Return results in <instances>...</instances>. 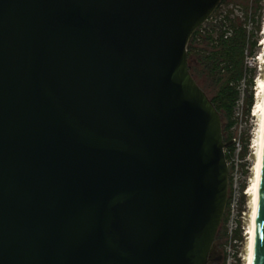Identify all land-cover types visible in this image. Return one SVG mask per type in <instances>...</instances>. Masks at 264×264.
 I'll list each match as a JSON object with an SVG mask.
<instances>
[{
    "label": "water",
    "instance_id": "obj_1",
    "mask_svg": "<svg viewBox=\"0 0 264 264\" xmlns=\"http://www.w3.org/2000/svg\"><path fill=\"white\" fill-rule=\"evenodd\" d=\"M221 2L0 0V264H209L233 141L188 45Z\"/></svg>",
    "mask_w": 264,
    "mask_h": 264
},
{
    "label": "rangeland",
    "instance_id": "obj_2",
    "mask_svg": "<svg viewBox=\"0 0 264 264\" xmlns=\"http://www.w3.org/2000/svg\"><path fill=\"white\" fill-rule=\"evenodd\" d=\"M223 4L211 22H215L225 15L240 21L247 28L251 39L257 42L254 55L250 52L246 59V79L239 86L240 100L229 120L221 114L223 136L229 165V197L222 226L211 251L209 264H247L251 215L252 192L251 187L256 175L258 158V140L261 117L256 107L258 81L264 79V0H222ZM253 79L251 88L248 81ZM206 93L212 97L218 92L207 76L198 79ZM253 95V105L248 113L249 98ZM232 125V126H230ZM227 158V157H226Z\"/></svg>",
    "mask_w": 264,
    "mask_h": 264
},
{
    "label": "trees",
    "instance_id": "obj_3",
    "mask_svg": "<svg viewBox=\"0 0 264 264\" xmlns=\"http://www.w3.org/2000/svg\"><path fill=\"white\" fill-rule=\"evenodd\" d=\"M222 4L223 1L220 5ZM218 9L194 33L189 42V68L201 88L198 79L205 76L218 87V92L212 97L206 94L211 98L219 113L230 120L240 100L239 86L246 79L248 53L250 52L251 56L254 55L257 42L251 39L243 23L232 19L228 14L214 23L211 22ZM248 85L251 88L254 86L253 79L248 81ZM252 105L253 95L251 94L248 113H250ZM232 150L229 148L228 151L231 153ZM230 153L227 154V159L230 158Z\"/></svg>",
    "mask_w": 264,
    "mask_h": 264
},
{
    "label": "bare ground",
    "instance_id": "obj_4",
    "mask_svg": "<svg viewBox=\"0 0 264 264\" xmlns=\"http://www.w3.org/2000/svg\"><path fill=\"white\" fill-rule=\"evenodd\" d=\"M263 59H264L263 57L258 58L260 62H263ZM257 92H258L257 98L260 101L256 109H258V112L260 114L261 123H260L259 140L257 144L258 145V158H257L256 175H255V179L253 182V186L250 189V192H252V215H251L250 230L248 232V236H249L248 251L249 253H248L247 264H252L255 223H256L257 205H258V198H259V181H260L261 160H262L263 143H264V79H262L261 81H258Z\"/></svg>",
    "mask_w": 264,
    "mask_h": 264
}]
</instances>
